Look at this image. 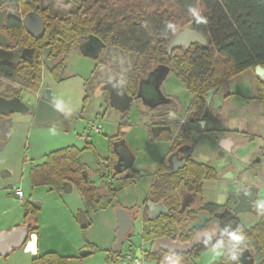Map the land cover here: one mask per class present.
<instances>
[{
  "label": "flooded vegetation",
  "instance_id": "obj_1",
  "mask_svg": "<svg viewBox=\"0 0 264 264\" xmlns=\"http://www.w3.org/2000/svg\"><path fill=\"white\" fill-rule=\"evenodd\" d=\"M84 1H0V10L6 11L5 18L0 25V33L2 34L0 48L11 52L6 57L8 61L0 62L6 65L18 64L19 66L31 63L39 66L41 74L43 69L50 71L57 68L61 63L65 69L68 57L74 48L77 50L74 52L82 55L80 46L90 34L86 35V38L76 45L71 46L66 42V52L62 53V46L60 43L55 42L54 35H50L49 38L45 37L46 27L58 23L68 24L72 14L81 11ZM26 16L28 17L31 33L27 32L24 25ZM38 19L43 24L42 32L39 30ZM194 44L204 45V47L191 48V44L188 47L178 46L168 51L166 46L165 51L166 54L171 53L173 50L178 51L172 58L177 60L178 66H175L180 68L185 59L184 54L181 52L208 49L205 46L207 41L204 44ZM106 47L105 43L103 50ZM25 49L27 51L22 56L21 52ZM101 52L95 58H92L95 63L91 73L99 62ZM135 58L134 55L125 79H122L115 70L110 68L108 70L109 79L93 91L98 97L101 92L105 93L108 108L114 110L116 113L114 116L117 115L119 118L117 130L108 138L104 151L97 152L91 141H87L81 149V151L91 150L94 152V165H87L79 160L82 166V177L88 187L94 189V200L102 207H96L85 197L83 199L96 210L103 209L111 204L117 198L118 193L127 186L136 185L139 180H148V189L139 204H133L129 207L119 203L114 205L116 207L117 225L112 253L117 257L121 256L122 246L127 243L128 248L133 246L134 254L132 256L139 258L141 264L144 261H150L146 259L149 255L153 257L160 256V262L163 257L168 255L169 248L182 246L189 248L192 245H204L201 239L206 238V236L197 239V236L202 232L214 233L212 239H215L222 219L234 221L242 227L243 231L256 230L261 235L264 231V215L256 212L254 204L256 200L264 197V145L260 144L257 148H252L247 160H243V155L238 154V149L245 147L249 141H252L259 134L250 133L247 128H237L230 125L232 115L238 111L232 106L231 99L232 96L238 93L231 91L228 81L208 89L204 94L197 91L192 92L179 78L174 65L155 62L145 66L140 72H136L133 71ZM160 65L168 67V71L164 76L158 70ZM202 69L198 74L206 75V70L203 69L202 73ZM170 72L190 92L191 96L187 101H182L179 96L164 91L163 83ZM114 77H117L124 84L125 91L131 98L129 107L125 111H119L109 105L108 90L105 86ZM257 82V79H255V82L251 83L249 88V92L254 91L255 94L248 93L247 97L252 98L254 96L257 98ZM149 86L155 88L157 93L153 94L152 92L150 95ZM46 93L47 91H44L36 98L35 104L31 106L29 113L35 111L38 99L44 98ZM11 94L5 97L14 96ZM49 94V102L51 103L52 92L49 91ZM85 97L87 101L86 94ZM134 101L138 103L137 111L143 114V118L139 122L144 127L145 138L149 143L154 144V149L148 154L147 161H141V159L137 161V152L126 143L124 137V128L128 125L125 119ZM69 117L65 112L59 110V117L54 120H66ZM98 125L99 130H95L92 126L95 132H100L101 124ZM259 137L264 140V135L259 134ZM227 138H231V146H227ZM223 139L226 141L224 144L221 143ZM119 141L127 146L130 155L119 154L121 144ZM201 167L206 168V170H203L200 177L199 172L203 169ZM211 169L214 172L209 176L208 172ZM219 180L223 181L221 184L222 191L219 194L223 195L222 201L216 200L219 195H208L206 188L219 183ZM157 183L160 186L158 189L156 188ZM65 186H69V189L73 187L69 183H66ZM246 190L248 191L247 195L245 194ZM261 194H263L262 197ZM247 197L251 199L250 209L253 212L234 211L235 208L237 210L247 208L245 200ZM25 202L36 209V206H40L36 200H26ZM159 204H161L160 208L155 211L151 209L152 205ZM119 208H122L129 216L130 224L127 223V230L123 234L119 251L115 252L114 248H116L115 244L118 240L119 230L116 211ZM215 214H220V216L216 217ZM137 218L141 220V242L133 240L135 235L133 226ZM22 225H28V236L25 243L30 241L31 233H35L37 238L36 230L30 231L31 221L25 222L23 220L14 227ZM246 237L244 250H248L249 254L246 258L243 256L245 264H264V248H262L260 241L255 236ZM25 243L17 248H24ZM91 246L87 245L88 248L84 250H90L91 253ZM15 249L12 248L10 254ZM137 251H139L141 257L135 255ZM152 262L153 264L159 263ZM210 264H236V262L221 258Z\"/></svg>",
  "mask_w": 264,
  "mask_h": 264
},
{
  "label": "rangeland",
  "instance_id": "obj_2",
  "mask_svg": "<svg viewBox=\"0 0 264 264\" xmlns=\"http://www.w3.org/2000/svg\"><path fill=\"white\" fill-rule=\"evenodd\" d=\"M74 51L77 50L73 49L66 68L58 74L60 79L48 69L42 70L41 84L37 91L42 94L50 90L51 103L54 105L56 101H60L63 105L61 111L70 117L39 125L33 123L34 112L28 114L16 112L10 115L9 139L0 149V231L20 224L25 218L23 203L26 200H36L40 204L34 214L36 233L40 239V252L42 246L46 245L47 252L69 256L68 264H123L124 254L130 251L131 255L134 254V248L133 246L128 248L127 243H124L121 256L117 257L112 253L117 225L114 205L119 203L129 207L139 204L149 186L147 179L139 180L136 185L127 186L118 193L111 204L98 210L85 202L75 188L69 192L58 193L49 190L47 186L31 187L29 182L30 166L43 162L47 153L67 146L82 149L87 141L94 144L97 152L104 151L108 138L117 130L119 118L117 115L114 116L116 114L114 110L108 108L105 93L101 92L98 97L93 91L109 79L110 68L125 79L134 55L107 46L99 55V62L91 73L94 60ZM255 79L254 72L246 69L228 80L231 91L238 93L231 99L232 106L238 111L232 115L230 125L247 128L250 133L264 135V102H259L254 96L247 97L251 83L253 84ZM14 87L15 84L0 78V95H10L16 90ZM163 89L167 93L179 96L182 101H187L191 96L172 72L163 83ZM149 91L150 95L152 92L157 93L152 86H149ZM251 93L255 94L254 91ZM19 97L31 107L34 106L38 95L23 89L19 91ZM137 104L134 101L127 112L125 120L128 125L124 128V137L126 143L137 152V161L139 159L147 161L154 144L149 143L145 138L144 127L139 122L143 114L137 111ZM97 124H101L100 132L93 130L92 126ZM259 134L245 147L238 149V154L243 155V160H247L252 148H257L260 144L264 145V140H261ZM94 157L95 154L91 150H82L79 160L87 165H94ZM3 171H7L9 175L2 176ZM218 182L215 183L216 185L206 187L208 195L220 194L223 181ZM16 188L23 191L25 199L23 202L14 194ZM80 210L86 213L90 222L86 228H81L79 225L77 216ZM133 230L135 233L133 240L141 242L140 218L136 219ZM87 245H92V252L81 257L80 252L88 248ZM32 254L25 248H16L6 258L0 257V264H31ZM194 258L198 264L217 261L210 259L208 249L201 251ZM143 264H153V262L144 261Z\"/></svg>",
  "mask_w": 264,
  "mask_h": 264
},
{
  "label": "trees",
  "instance_id": "obj_3",
  "mask_svg": "<svg viewBox=\"0 0 264 264\" xmlns=\"http://www.w3.org/2000/svg\"><path fill=\"white\" fill-rule=\"evenodd\" d=\"M190 6L198 8L207 17V23H197L188 11ZM169 23L175 26V31L167 27ZM185 27L201 31L207 38L205 46L208 49L181 52L185 59L178 68L175 66L177 60L172 58L178 51L166 54L165 49L174 34ZM88 34L97 35L107 46L134 54L133 71L140 72L155 62L171 64L190 91L204 94L246 69L254 72L256 66L264 67V0H85L81 11L73 13L68 24H53L47 26L45 31L46 38L54 35L55 42L61 44L62 53L66 52V42L71 46L76 45ZM190 47L204 45L192 44ZM202 68L206 70V75L198 74ZM63 69L61 63L50 72L58 78ZM255 77L258 81L257 99L262 103L264 80ZM0 78L15 84L16 90L11 95L18 96L23 89L38 91L41 70L31 63L19 66L0 62ZM11 114H0V149L9 139ZM80 152L81 149L75 146H67L47 153L43 162L29 168L31 187L47 186L49 190L59 193L69 183L82 197L96 207H102L94 200V189L89 188L82 177V166L78 159ZM201 168L200 177L206 170ZM213 172V169L209 170L208 175ZM156 185L158 189L160 186L158 183ZM23 204L24 221H31L30 231H34L37 229L34 222L36 208L28 202ZM227 225L232 229L238 226L232 220H220L213 242L219 238V230ZM244 233L255 236L264 248V231L261 235L256 230ZM206 249L205 245H192L180 252L177 259L180 264H197L194 257ZM69 259V256L50 251L34 255L31 264H68ZM146 259L158 263L160 256L149 255Z\"/></svg>",
  "mask_w": 264,
  "mask_h": 264
},
{
  "label": "water",
  "instance_id": "obj_4",
  "mask_svg": "<svg viewBox=\"0 0 264 264\" xmlns=\"http://www.w3.org/2000/svg\"><path fill=\"white\" fill-rule=\"evenodd\" d=\"M6 15L5 10H0V25L2 24L4 18ZM39 23V30L42 32L43 30V24L41 20L38 19ZM24 25L26 27V30L28 33H31L28 17L26 16L24 19ZM40 32V33H41ZM2 34L0 33V37ZM37 37V35H35ZM207 38L206 36L198 30L191 29V28H184L179 31H177L174 36L169 41V44L167 45L168 51L172 50L175 47L178 46H184L188 47L191 44L194 43H206ZM105 47V43L96 35L90 34L85 42L80 46V52L83 56L89 57V58H95ZM27 51L22 50L21 55L23 56V53ZM11 52L4 50L0 48V61H8L6 58L7 55H10ZM159 72L162 76H164L167 71L168 67L165 65H160L158 67ZM254 74L264 80V67L263 66H256L254 68ZM105 88L108 90V97H109V105L113 108L119 110V111H125L129 107V103L131 98L127 95L125 91L124 84L117 78L114 77L106 86ZM50 90H47L46 96L44 98H39L35 107L34 116H33V123L35 124H46L54 119H57L59 117V110L52 105L50 100ZM49 94V95H47ZM211 94V92H209ZM31 111V107L24 103L19 96H11V97H5L0 95V114L6 115L10 113H21V114H28ZM120 143L122 141H119ZM120 150L118 151L120 155L126 154L127 156L130 155L129 150L127 149V146L124 143H121L119 146ZM128 166V165H127ZM9 173L7 171L2 172V176H7ZM69 190V186H64V191L67 192ZM247 208L243 210H237L236 208L234 211L236 212H253V210L250 209V198H245ZM32 203V202H31ZM39 208V205L36 206ZM161 207V204L159 205H152L151 209L156 210ZM117 218L119 220V230H118V240L115 244L114 251H119L120 242L122 240L123 234L127 230V223L130 224V218L125 213V211L122 208L117 209L116 211ZM216 217H219L220 214H215ZM78 222L81 228H86L89 225V220L84 213V211L80 210L78 213ZM209 219V218H208ZM207 220V219H206ZM192 227V226H190ZM197 227V226H193ZM28 225H22L18 227H12L8 229H4L0 231V256L6 257L8 254H10L12 248H17L22 246L26 238L28 236L27 232ZM35 242H36V234L31 233L30 234V241H27L24 245V248L26 251L34 253L35 252ZM188 248L186 247H179V248H169L168 249V255L163 257L161 261L158 264H180L179 260L177 259V254L180 252L186 250ZM90 253V250H82L80 252L81 256H86ZM249 254L248 250H243V252L240 254V262L241 264H245L243 256L246 258ZM138 257H141L139 251L135 254Z\"/></svg>",
  "mask_w": 264,
  "mask_h": 264
},
{
  "label": "clouds",
  "instance_id": "obj_5",
  "mask_svg": "<svg viewBox=\"0 0 264 264\" xmlns=\"http://www.w3.org/2000/svg\"><path fill=\"white\" fill-rule=\"evenodd\" d=\"M188 11L197 23H207V17L203 16L198 8L190 6ZM167 27L175 31V26L173 24L169 23ZM54 107L63 110V105L60 101H56ZM52 131L53 134H55V130L53 129ZM245 194H248L247 190ZM254 207L258 214L264 215V198L256 200ZM213 235L214 233L209 234L207 232H202L197 236V239L206 236V238L201 240L208 249L210 259L219 260L224 258L226 261L241 264L240 254L246 247L247 241L242 227L238 225L235 229H232L230 225L225 226L223 229L219 230V238L215 242L212 241Z\"/></svg>",
  "mask_w": 264,
  "mask_h": 264
},
{
  "label": "built area",
  "instance_id": "obj_6",
  "mask_svg": "<svg viewBox=\"0 0 264 264\" xmlns=\"http://www.w3.org/2000/svg\"><path fill=\"white\" fill-rule=\"evenodd\" d=\"M94 129L99 130V125L98 124L95 125ZM14 194L19 200L23 201L24 193L20 188H16L14 191ZM122 260H123V264H141L142 263L139 258L132 256L130 253H125L124 258Z\"/></svg>",
  "mask_w": 264,
  "mask_h": 264
},
{
  "label": "crops",
  "instance_id": "obj_7",
  "mask_svg": "<svg viewBox=\"0 0 264 264\" xmlns=\"http://www.w3.org/2000/svg\"><path fill=\"white\" fill-rule=\"evenodd\" d=\"M255 75V74H254ZM38 96H40L41 94L39 93V92H35ZM226 141L223 139V140H221V143L222 144H224ZM232 145V140H231V138H227V146H231ZM73 189V187L72 188H70L67 192H69V191H71ZM222 199H223V195H219V196H217L216 197V200H219V201H222ZM23 202V201H22ZM39 236L37 235V238H36V242H35V252L32 254V258H33V256L34 255H37V254H39V253H45V252H47V251H45V250H47L48 249V247L46 246V245H44V246H42V252H40V243H39ZM29 253H31V252H29ZM57 253V252H56ZM57 254H59V253H57ZM59 255H61V254H59ZM63 256H65V255H63ZM32 258H31V260H32Z\"/></svg>",
  "mask_w": 264,
  "mask_h": 264
}]
</instances>
